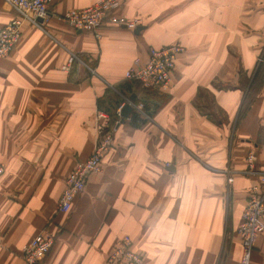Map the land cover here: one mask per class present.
<instances>
[{
  "label": "crops",
  "instance_id": "0c3cea01",
  "mask_svg": "<svg viewBox=\"0 0 264 264\" xmlns=\"http://www.w3.org/2000/svg\"><path fill=\"white\" fill-rule=\"evenodd\" d=\"M96 1L54 0L0 57V264H25L21 250L40 233L54 239L40 264H106L123 237L143 264H240L237 229L258 182L248 154L255 172L264 166V0H123L118 14L141 30L106 27L98 40L59 19ZM14 16L0 0V27ZM175 43L183 52L165 90L125 80L135 59ZM131 97L148 119L117 113ZM99 114L113 144L60 212ZM249 264H264V237Z\"/></svg>",
  "mask_w": 264,
  "mask_h": 264
},
{
  "label": "built area",
  "instance_id": "2783aa9c",
  "mask_svg": "<svg viewBox=\"0 0 264 264\" xmlns=\"http://www.w3.org/2000/svg\"><path fill=\"white\" fill-rule=\"evenodd\" d=\"M15 13L14 18L5 26L0 27V57H6L19 43L21 29L24 24L39 25L49 17L48 9L54 0H1ZM123 0H98L84 9L70 10L59 17L73 31L92 33L95 39H100L103 28L115 27L134 31L141 21L138 18H128L118 14ZM183 52L181 45L175 43L160 49H150L146 61L141 64L139 59L132 62L125 72L127 81L138 84L144 90H165L171 81L175 68L176 58ZM76 61L70 55L68 66ZM132 111L140 119H148L144 112L143 103L128 101ZM121 106L117 109L120 114ZM96 138L90 156L80 161L69 173L64 181L58 210L66 213L70 210L74 198L83 192L87 179L101 172L103 156L113 144V133L110 129L109 118L104 114L98 115ZM255 157L249 153L246 158L248 171L258 176V182L248 188V198L241 215L237 235L242 245L240 264H249L252 250L260 237H264V166L258 172L254 169ZM4 169L0 166V176ZM233 178L228 177L227 183L231 184ZM54 239L51 235L40 233L21 250V257L25 264H40L51 250ZM106 264H143L141 256L131 249L128 237L118 240L106 260Z\"/></svg>",
  "mask_w": 264,
  "mask_h": 264
},
{
  "label": "water",
  "instance_id": "95a60500",
  "mask_svg": "<svg viewBox=\"0 0 264 264\" xmlns=\"http://www.w3.org/2000/svg\"><path fill=\"white\" fill-rule=\"evenodd\" d=\"M38 22L41 23L42 20L39 19ZM140 30H141V27L138 26V27L134 30L135 34H137ZM129 101H130V102H133V101H134L133 97H131V98L129 99ZM131 111H132V107H131L129 104H125V105L122 107L121 111H120V116H121L122 118H125V119H126V118H128V116H129V114H130Z\"/></svg>",
  "mask_w": 264,
  "mask_h": 264
},
{
  "label": "trees",
  "instance_id": "16d2710c",
  "mask_svg": "<svg viewBox=\"0 0 264 264\" xmlns=\"http://www.w3.org/2000/svg\"><path fill=\"white\" fill-rule=\"evenodd\" d=\"M144 108H145V106H144ZM138 116L137 115H134L133 117H132V121H131V123H132V125L133 126H136L137 124H138Z\"/></svg>",
  "mask_w": 264,
  "mask_h": 264
},
{
  "label": "rangeland",
  "instance_id": "374dc122",
  "mask_svg": "<svg viewBox=\"0 0 264 264\" xmlns=\"http://www.w3.org/2000/svg\"><path fill=\"white\" fill-rule=\"evenodd\" d=\"M125 104H129L128 101L125 102L123 105H121V109H122V107H123ZM121 109H120V111H121ZM119 113H120V112H119Z\"/></svg>",
  "mask_w": 264,
  "mask_h": 264
}]
</instances>
